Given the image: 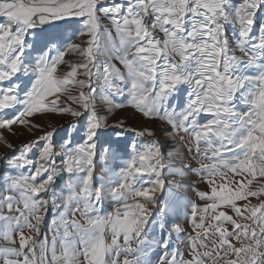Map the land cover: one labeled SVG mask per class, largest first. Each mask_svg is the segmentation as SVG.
<instances>
[{"label": "snow or ice", "instance_id": "1", "mask_svg": "<svg viewBox=\"0 0 264 264\" xmlns=\"http://www.w3.org/2000/svg\"><path fill=\"white\" fill-rule=\"evenodd\" d=\"M259 10H264V0H242L238 6L231 0H119L110 7L101 6V0H0V129L10 131L15 124L28 127L27 118L36 114L86 116L83 143L74 148L67 141L57 152L51 131L23 145L16 166L34 171L12 180L9 191L18 198H2L8 213L16 214L0 210V239L5 241L0 245V264H79L81 256L86 264H147L144 236L154 219L151 208L157 205V193L169 182L166 174L186 171L207 174L210 190L199 193L203 206L192 205L194 235L189 237V258L174 250L170 259L165 258L166 264H264V26L258 37L252 35ZM102 16L110 19L111 28L101 23ZM72 20L80 25L78 35L88 37L87 46L70 43L66 50L76 53L79 62L66 61V52L53 48L30 56V36L56 22ZM228 26L236 32L234 44L227 35ZM237 51L242 55L237 56ZM112 52L127 69V76L110 62ZM64 64L69 70L58 75ZM249 69L255 73L247 74ZM22 74L30 77L26 90L13 83ZM93 77L103 80L100 96L109 111L124 107L114 104L110 94L122 95L125 89L120 83L129 84L130 106L146 118L165 122L172 140L180 142L190 136L196 153L212 163L194 169L184 162L187 157L181 147H174L165 162L158 141H150L139 151L133 144L134 154L121 173L96 187V139L98 131L108 125L96 110ZM185 85L187 103L176 111L175 106L170 108L169 98ZM72 88H78V93L73 94ZM238 103L246 111L239 110ZM202 114L212 119L201 124ZM114 127L122 129L123 122ZM137 135L155 133L145 129ZM40 144L38 159L30 162L29 153ZM201 144L206 147L201 149ZM7 147L13 146L8 143ZM57 158L62 163L57 164ZM222 168L244 179L236 181L235 188L229 186L233 181L217 186L214 177L224 176ZM58 170L72 177L61 206L55 198H45ZM254 182L255 189L251 187ZM106 184L114 186L105 188ZM106 193L121 206L101 215L98 205ZM250 197L258 202L251 203ZM50 203L56 218L49 241L42 236L41 225ZM224 206L235 218L219 210ZM77 213L85 223L74 218ZM174 231H180L178 225ZM212 236L216 239L209 249L206 241ZM133 242L137 247L131 246Z\"/></svg>", "mask_w": 264, "mask_h": 264}, {"label": "rangeland", "instance_id": "2", "mask_svg": "<svg viewBox=\"0 0 264 264\" xmlns=\"http://www.w3.org/2000/svg\"><path fill=\"white\" fill-rule=\"evenodd\" d=\"M114 2H119V0H101V6L110 7ZM233 6H238L242 0H231ZM101 23L103 25L111 28V21L107 17L101 18ZM264 26V10H259L254 18L253 25V36L259 35L260 27ZM80 25L77 21L72 20L70 22H56L55 26L46 27L44 31L37 30L34 37L29 38V43L32 44V51L30 52L31 57H35L39 54L41 50H46L47 48L59 49L60 51H65V60L70 63H77L80 61V57L71 51H66L70 43L81 44V46H87L86 41L87 36L78 35V30ZM227 35L230 41L234 44L236 39V32L232 26L227 27ZM55 55V51H53ZM237 56L242 54L237 51ZM111 63L127 76V69L119 62L116 57V53L112 52ZM101 61L107 60L108 57H100ZM31 62V61H29ZM69 70L67 64L60 65L58 68V75L63 74ZM103 71V68H100ZM254 69H249L247 74H254ZM82 78V77H81ZM19 83L22 90H26L30 86V77L27 75H21L19 81H13V83ZM93 83L97 87V98H96V110L98 115L105 118L108 127L101 128L98 131V137L96 139L97 149L96 156L94 157V177L95 186L100 187L101 180L109 181L110 179L116 178L124 169L132 155L133 144L136 145L137 150H143L150 145V141L156 140L159 142L158 146L165 156V162H167V157L170 151L174 147H181L183 149V155L187 157L184 161L186 164H191L194 169H198L201 163H212L210 160H202L201 157L196 153L193 147V142L190 136L185 135L184 140L177 142L172 140L168 135V126L159 119L146 118L137 109L128 104V88L129 84L121 82L120 87L125 89L123 94H110V99L114 104H123L122 108L113 107L109 111V106L104 103L100 96V85L103 84V80H96L93 77ZM73 94H77L79 89H70ZM187 91L188 86L185 85L180 88L178 93L174 94L169 98V106H175L176 111L180 109L187 103ZM65 100L64 96H61V102ZM75 107V105H73ZM237 108L241 111H246V108L241 104H237ZM19 109H17L18 111ZM31 121V125L25 127L20 124H15L11 127V130L0 129V135L4 137L3 141H0V210L4 214L8 213L6 205L2 204V198L6 195H13L18 198V194L14 191H9L12 180L18 179L21 176H28L34 169L30 167H17V158L20 156L22 147L24 144L37 140L39 137L44 136L47 132H53L51 138V143L55 147L56 151H62V145L67 141H71V146L74 148L77 144L83 143V131L86 121V116L76 118L67 113H47V114H36L32 117H28ZM199 123L204 124L207 120L212 119L211 115L202 114L198 118ZM119 122H123V128L114 127ZM38 125L39 127H36ZM145 129H150L155 133L154 136H145L143 138L137 135L138 132ZM117 132L122 134L118 137ZM10 143L13 147H7ZM42 147L40 145H34L33 150L29 153L27 159L30 162H35L38 159V149ZM192 147V151H188V148ZM201 149L206 146L204 144L200 145ZM211 155V153H209ZM243 158V157H241ZM225 159H230L226 156ZM57 164L62 163L59 158H57ZM224 176L214 177L216 185L227 183L228 181H233L229 186L235 188L236 181L244 179L240 175H234L228 169H221ZM166 178L169 181L166 183L162 193L158 192V202L157 205L151 208L152 215L154 219L149 221L146 235L144 240V252L146 254L147 264H166V259H170L171 253L175 250L183 255L184 259H188L190 252V239L191 235H194L193 224L191 222V211L192 205L203 206L205 203L199 197L200 192L209 191V185L205 183L207 179V174H197L194 172H185L184 175L171 176L166 174ZM250 178V177H248ZM259 179V178H258ZM72 181L67 172L63 170H58V174L54 177V181L50 186L49 193L46 195V199L51 201L55 198L56 205L61 206L67 200L69 195L68 185ZM31 182V181H29ZM114 185L106 184L105 188L112 187ZM147 186V185H145ZM258 185L256 182L253 183L251 187L255 189ZM78 190V189H77ZM251 203L255 204L258 200L254 197L249 198ZM133 201L130 199L129 203ZM143 202V201H141ZM238 204H242L243 201H238ZM17 205L14 204V207ZM22 207V204L19 205ZM121 205L117 203L110 194H105L102 203L98 205L100 208V214L105 215L108 213H113ZM165 206H167L165 208ZM73 208L76 207L75 204L72 205ZM61 210H63L61 208ZM222 211L228 212L229 215L234 213L229 210L226 206L222 207ZM55 208L49 204V210L45 215L44 223L41 225L42 236L46 235L51 240L53 232L52 221L55 219ZM73 217L70 215L69 219ZM81 223H85V220L78 213L74 217ZM235 218V216H234ZM241 223H252L248 220L239 221ZM163 225V230H161L160 225ZM179 226L180 231H174L176 226ZM225 227L231 228L230 225H225ZM24 231L27 233V229ZM42 238V237H40ZM105 239L110 241L111 235L106 233ZM216 237H210L206 243H208L209 249L212 247L211 240H215ZM165 242L168 243L167 248H165ZM233 243H236L235 238H233ZM249 241H245L248 243ZM121 243L123 240L121 239ZM5 241L0 239V245H4ZM133 248L137 247L135 242L131 245ZM237 246H239L237 244ZM201 248L200 251H204ZM264 251V249H261ZM59 254V247L57 249ZM125 257L120 256V261L122 262ZM128 259H132L129 255ZM79 264H86L84 257L79 258ZM206 264H210L206 262Z\"/></svg>", "mask_w": 264, "mask_h": 264}]
</instances>
